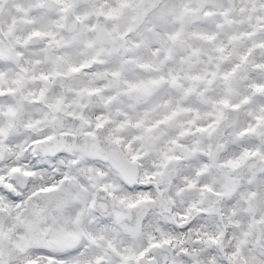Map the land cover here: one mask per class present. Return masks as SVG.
Instances as JSON below:
<instances>
[{"label":"snow or ice","instance_id":"snow-or-ice-1","mask_svg":"<svg viewBox=\"0 0 264 264\" xmlns=\"http://www.w3.org/2000/svg\"><path fill=\"white\" fill-rule=\"evenodd\" d=\"M0 264H264V0H0Z\"/></svg>","mask_w":264,"mask_h":264}]
</instances>
